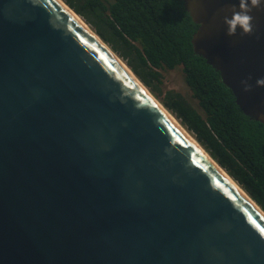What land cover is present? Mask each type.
Instances as JSON below:
<instances>
[{
    "label": "water",
    "instance_id": "obj_1",
    "mask_svg": "<svg viewBox=\"0 0 264 264\" xmlns=\"http://www.w3.org/2000/svg\"><path fill=\"white\" fill-rule=\"evenodd\" d=\"M183 3L264 126V3L231 37L239 0ZM156 102L54 0H0V264H264V212Z\"/></svg>",
    "mask_w": 264,
    "mask_h": 264
},
{
    "label": "trees",
    "instance_id": "obj_2",
    "mask_svg": "<svg viewBox=\"0 0 264 264\" xmlns=\"http://www.w3.org/2000/svg\"><path fill=\"white\" fill-rule=\"evenodd\" d=\"M264 212V126L194 53L183 0H63ZM179 72L188 94L165 86Z\"/></svg>",
    "mask_w": 264,
    "mask_h": 264
},
{
    "label": "clouds",
    "instance_id": "obj_3",
    "mask_svg": "<svg viewBox=\"0 0 264 264\" xmlns=\"http://www.w3.org/2000/svg\"><path fill=\"white\" fill-rule=\"evenodd\" d=\"M264 0H239V10L235 6L231 8V18L224 17V23L227 26V35L235 36L237 30H241L243 35L253 34V16L251 15L254 8L261 7ZM251 79V77H249ZM245 91H251L252 86L247 80L241 82ZM256 86L264 87V78L256 81Z\"/></svg>",
    "mask_w": 264,
    "mask_h": 264
},
{
    "label": "bare ground",
    "instance_id": "obj_4",
    "mask_svg": "<svg viewBox=\"0 0 264 264\" xmlns=\"http://www.w3.org/2000/svg\"><path fill=\"white\" fill-rule=\"evenodd\" d=\"M77 24H79L87 33H89L93 38H95L101 46L122 66L123 69L135 80V82L140 86V88L150 97L155 99L153 95L149 92L147 88L136 78V76L129 70L127 65L119 59L116 55H114L111 50L91 31V29L85 24V22L77 16L72 10L69 9V7L62 1V0H54ZM156 100V99H155ZM157 101V100H156ZM157 104H160L158 101ZM166 113V112H165ZM166 115L192 140V142L207 156V158L218 168V170L228 179V181L245 197L246 195L244 192L240 189V187L234 183V181L224 172L222 171L215 163L211 160V158L208 156V154L201 148V146L193 139L192 136H190L175 120L172 115L169 113H166Z\"/></svg>",
    "mask_w": 264,
    "mask_h": 264
},
{
    "label": "rangeland",
    "instance_id": "obj_5",
    "mask_svg": "<svg viewBox=\"0 0 264 264\" xmlns=\"http://www.w3.org/2000/svg\"><path fill=\"white\" fill-rule=\"evenodd\" d=\"M182 75L179 72H171L165 75V86L169 89H175L188 94L185 86L183 85Z\"/></svg>",
    "mask_w": 264,
    "mask_h": 264
}]
</instances>
